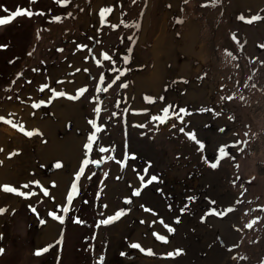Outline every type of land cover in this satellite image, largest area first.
Returning <instances> with one entry per match:
<instances>
[{
	"label": "rangeland",
	"instance_id": "obj_1",
	"mask_svg": "<svg viewBox=\"0 0 264 264\" xmlns=\"http://www.w3.org/2000/svg\"><path fill=\"white\" fill-rule=\"evenodd\" d=\"M11 1L0 0L5 6L0 16L16 7L33 15L0 24V115L7 117L11 107L24 114L26 104L46 100L51 127L49 145L32 151L31 165L6 160L0 167V185L32 193L24 197L0 188L5 209L0 213V264H205L200 244L206 227L231 249L213 264H262L264 0H67L58 14L43 8L48 0H26L25 6ZM102 7L111 8L103 21ZM22 43L26 55L19 65L9 64L7 52L16 55ZM53 89L68 95L55 96ZM164 106L170 109L168 119H152L163 115ZM180 107L187 111L179 113ZM19 125L9 130L23 139ZM3 128L0 122V137ZM188 131L205 142L204 150ZM92 132L96 139L85 150ZM220 145L226 154L218 151ZM85 155L88 163L76 178ZM136 173L159 179L141 187ZM206 173L220 177V189L230 191L224 200L209 192ZM95 177L97 190L88 192ZM34 179L40 184L31 183ZM166 179L182 188L186 210L181 215L173 213L175 195ZM73 181L77 191L69 201ZM195 181L201 190L192 185ZM192 196L197 198L191 201ZM209 207L224 215L208 213ZM154 232L168 236L167 242ZM133 242L152 251H140ZM38 248L45 251L37 253ZM177 248L183 251L161 254Z\"/></svg>",
	"mask_w": 264,
	"mask_h": 264
},
{
	"label": "bare ground",
	"instance_id": "obj_2",
	"mask_svg": "<svg viewBox=\"0 0 264 264\" xmlns=\"http://www.w3.org/2000/svg\"><path fill=\"white\" fill-rule=\"evenodd\" d=\"M37 101H33L35 103L30 102L31 103L30 106H27V104H26L24 110L22 111L24 114H20V108L18 109V107L9 108V110L7 111V114H6L8 118L6 117V120L0 121L4 127L3 128V134L0 137V149H2V150H0V167H3V163L6 162V160H7V162H10V163L11 162L13 163L14 160H16L19 163H21L22 167H24V165H31L33 160H34V156L32 155V151L38 152V150L45 149L49 145V142H50L49 126L51 127V124H50V121L48 120V115H47L48 113L50 114V112H48V109H50L49 104L41 105V107L43 108V109H41V108H39V107L37 108V106H35ZM35 108H37L39 110V112L35 111ZM33 110L35 113L32 115L29 112L33 111ZM8 119H11L12 123H8L7 122ZM8 124L10 126H12L13 128H16V127H18L19 124L20 125L22 124L23 126H26V131H31L33 129H39V132H33V135H31V136L27 135L26 132H24L23 133L24 135L22 136L23 139H21L20 135H17V132L15 133L16 135L12 134V131L9 130L10 127ZM24 139H27L29 145L24 142L25 141ZM9 152H12L13 154L11 156H9L8 155ZM31 169H33V168H31ZM10 174L12 175V177L15 176L12 171ZM25 175H26V173H25ZM203 179L208 183L207 189L209 190V192L215 194L216 195L215 197H217L218 201L224 200L225 199L224 197L229 194L230 191L229 192H227V191L223 192L220 189V186H219L220 177L206 173L205 177ZM203 179H201V180L203 181ZM166 181L168 182V185H170L172 183V186L175 182V180L170 181V179H166ZM197 182L198 181H195V183H192V185L196 186L197 188H199V190H201L200 183H197ZM187 184L189 185L190 183H186V185ZM171 192L175 195V196L173 195L175 197V199L171 200L172 204L175 205V209L173 210L174 211L173 213L176 215H179V214L181 215L182 214L181 208H182V204H183L182 203L183 202V200H182V196H183L182 188L180 190H178V188L176 189L173 186ZM224 209H226V208H224ZM151 218L152 217H150L149 219H151ZM119 223H123V221L120 220ZM161 229H163V228H161ZM205 232L207 233L206 240L203 244H200V246L204 252V256L206 257L207 261H203L202 258L199 259V261L202 260V262L205 264H213L216 260L221 261V260L225 259L227 254L230 253L231 249L229 247L225 246L224 242H222L221 240H219V239L217 240L214 233L211 232L210 228L206 227ZM195 235H197V234H195ZM201 238L202 237H200V239ZM101 240H102V235L99 234V242H101ZM212 250H214L215 252H213ZM205 251H207V253ZM215 253H216V255H215ZM224 262H225V260H224Z\"/></svg>",
	"mask_w": 264,
	"mask_h": 264
},
{
	"label": "snow or ice",
	"instance_id": "obj_3",
	"mask_svg": "<svg viewBox=\"0 0 264 264\" xmlns=\"http://www.w3.org/2000/svg\"><path fill=\"white\" fill-rule=\"evenodd\" d=\"M58 2L61 3V4H65V3H67V0H58ZM0 8H5V6H4V5H0ZM5 10L7 11V9H5ZM110 11H111V8H109V7H102V8L100 9V17H101V20H102V21H103V19H104L105 13L110 12ZM20 14H27L28 16L33 15V13H32L31 11H28V10L25 9V8H22V7H16V9H15L14 11H11L10 15H3V16H0V24H3V23H6V22H9V21H11L14 17H16V16H18V15H20ZM256 18H257V17H252V18H250V19H256ZM55 19H59V17H55ZM240 19L243 20V19H245V17H244V16H241ZM114 26H115V25H114ZM0 47H3V45H0ZM79 47H82V48H83V47H85V45H79ZM103 55H104L107 59H111V57L108 56V53H107V52L103 53ZM85 59H88V57L85 56ZM96 63L99 64L100 61L97 60ZM117 71H123V70H122V69H118ZM100 79H101V80L104 79L103 74H101ZM180 79H183V77H180ZM42 87H47V85H44V86H42ZM221 87H224V86L221 85ZM77 91H78V92H83V91H84V88L77 89ZM52 92H53V95H55V96L68 95V93H66V92H60V91H57L56 89H53ZM147 99L151 100V99H153V98H152V97H147ZM229 99H231V97H229ZM46 102H49V101H46V100H40L39 103H38L37 105H35V106L38 107L39 105H43V104H45ZM145 110H146V109H136L135 111H145ZM96 111H99V107H98V106H97ZM169 111H170L169 107H168V106H164V107L162 108V113H163V115H156V116H153V117H151V118L154 119V120H167V119H168ZM186 111H187V109L184 108V107H180V108H179V113H185ZM200 111H204V109H200ZM177 118L180 119L181 121L184 120V117H183V116H178ZM4 120H6V117L3 116V115H0V121H4ZM7 122H8V123H12V120H11V119H8ZM90 123H91L93 126H97V122H96L95 120L90 121ZM14 126H15V125H14ZM98 127H99V128H103L104 125L101 124V125H99ZM19 129H20L21 132H26V134L29 135V136L33 135V132H39V129H33V130H31V131H26L25 127H24L22 124L19 125ZM180 131L183 133V132H185V129H184V128H180ZM187 136H188L192 141H194L197 145H199V150H204V149H205V147H206L205 142H204L202 139H198V138H197V134H196L195 131H188V132H187ZM95 139H96V133H95V132L90 133L89 136H88V138H87V142L83 145L84 149H85V150L91 149V148H92V145H93V141H94ZM234 143H239V141H235ZM0 150H2V149H0ZM101 150L103 151V149H101ZM218 151H219L221 154H226V153H225V146H224V145H220L219 148H218ZM12 154H13L12 152H9V153H8L9 156H11ZM130 155L134 157V156H135V153H131ZM56 163H57L58 166L60 165V162H59V161H57ZM87 163H88V157H87V155H85L84 162L80 164V171H76V172L74 173V176H75L76 178H79V177L81 176V173H82V171H83V169H84V166H85V164H87ZM92 163H99V161H98V160H94V161H92ZM120 163L123 164V163H125V161H124L123 159H121V160H120ZM149 163H151V162H149ZM211 166H212V167H216L217 165H216V163H212ZM133 167H135V165H133ZM136 175H137L138 177H140V181H139V182H140L141 187H143L144 185H146V184H148V183H151L152 181H156V180L159 179L155 174H151L150 179H146V178H144L143 176H140V173H136ZM31 183L39 185V184H40V181L34 179V180L31 181ZM52 183L54 184L55 181H53ZM26 187H27V185H26ZM0 188H3L4 190H6V191H10V192H12V193H18L20 196H24V197H27V196L32 195L31 192H29V191H21V189H20L19 187H14L13 185L8 184V183H5V184L0 185ZM157 190L159 191L160 189H157ZM76 191H77V184H76L75 181H73V182H72V185H71V190H69V191L67 192V199H68L69 201L72 200L73 195L76 193ZM134 191H135V194H139V192H140V188H136ZM43 192H44L45 195H47V194H48V189H47L46 187L43 188ZM124 199H125V200H130V197H124ZM188 199H190V200H195L196 197H195V196H192V197H189ZM30 207H31V205H30ZM57 207H60V205H57ZM32 210H33V211H36L35 208H32ZM65 210H67V209H65ZM147 210L150 211V212L153 211L151 208H148ZM185 210H186L185 208H182V209H181V211H185ZM4 211H5V209L2 208V207H0V213H2V212H4ZM125 211H127L126 208H124V209H120L119 211H117V212L115 213V216H109L107 220L101 221V223H107V222H109L110 220L115 219L116 217L120 216V215H121L123 212H125ZM207 211H208V213H214L215 215H218V216H223V215H224V211H219V212H218L215 208H212V207H209ZM48 214H49L50 216H52V217H55L57 220H63V217L57 215V213H56L55 211L49 210V213H48ZM175 219L178 221V220L180 219V217L177 216V217H175ZM204 219H205V216H204V215H201V216H200V220L203 221ZM257 219H258V218H257ZM43 222H44V221H41V223H43ZM161 223H164V222H163V219H161ZM248 226L250 227L251 225H248ZM165 227L168 229L169 232L173 231V228L171 227V225H165ZM153 235L156 236L157 239L160 240V241H162V242H167V240H168V236L163 235V234H161L160 232H154ZM50 246H51V245H49V247H50ZM131 246H133V247H135V248H137V249H140V251H147V252H149V253L152 251L151 248H144V247H142L141 244H140L139 242H133V244H132ZM0 251H3V249H0ZM36 251H37V253H40V252L45 251V249H44V248H38V249H36ZM182 251H183V249L177 248V249H175L174 252H173V251H169V252L161 253V254H162V255H167V256L171 257V256H173V255H176V254L182 252ZM123 254H124V253L122 252L121 255H123ZM101 259H103V258L101 257ZM262 264H264V262H262Z\"/></svg>",
	"mask_w": 264,
	"mask_h": 264
},
{
	"label": "trees",
	"instance_id": "obj_4",
	"mask_svg": "<svg viewBox=\"0 0 264 264\" xmlns=\"http://www.w3.org/2000/svg\"><path fill=\"white\" fill-rule=\"evenodd\" d=\"M45 0H43V2H44ZM49 1V3H47L46 4V6H44L43 8H46L47 6H50L51 8H52V10H53V8L54 9H56V11H58L56 14H58V13H60V12H62L63 11V8H64V4H61V3H59L58 2V0H53V1H51V0H48ZM15 2H16V0H14V2L13 1H11L10 3H13V6H14V4H15ZM42 2V3H43ZM9 3V2H8ZM28 2L26 1V0H20V4H23L24 6H25V4L26 5H28L27 4ZM41 3V4H42ZM48 8V7H47ZM43 10V9H42ZM54 11V10H53ZM21 28V27H20ZM24 30H25V28H24ZM26 53H27V45L26 44H21V46H20V51L19 52H16V55H13L11 52H9V54H8V52H7V55H6V59H7V62L9 63V64H13L14 65V63H15V61H16V63H15V65L16 64H20V62H19V58H20V61H21V59L26 55ZM6 62V64H8ZM5 64V65H6ZM11 77V73L10 74H8V76H7V79H9ZM97 176V175H96ZM97 186H98V177H95L93 180H92V182L90 183V185H89V187H88V192H92V193H95V191L97 190ZM86 197H84V199H85ZM85 207V206H84ZM78 212H83V207H81L80 208V210L78 211ZM80 213V214H81ZM64 255H65V246H64Z\"/></svg>",
	"mask_w": 264,
	"mask_h": 264
}]
</instances>
